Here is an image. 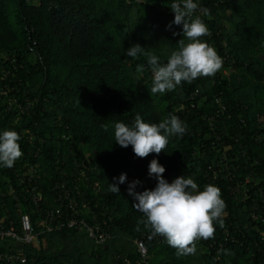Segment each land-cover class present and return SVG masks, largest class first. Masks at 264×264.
Here are the masks:
<instances>
[{
  "label": "trees",
  "instance_id": "16d2710c",
  "mask_svg": "<svg viewBox=\"0 0 264 264\" xmlns=\"http://www.w3.org/2000/svg\"><path fill=\"white\" fill-rule=\"evenodd\" d=\"M171 2L0 0V131H17L23 152L13 167L0 166V216L17 217L18 205L36 224L41 214L28 197L58 206L54 185L64 182L79 215L105 234L96 240L65 225L28 244L4 238L0 250L26 254L14 264H264V0H196L210 10L201 18L211 35L201 39L223 67L151 94L147 58L126 50L139 44L166 63L182 38V25L167 28ZM137 114L149 123L176 115L187 131L169 138L165 152L139 158L114 141L115 123L131 125ZM152 159L169 182L186 176L201 190H221L224 226L198 240L195 255L178 257L138 223L144 217L127 189L133 180L137 192L155 187ZM112 183L119 194L109 192ZM136 238L147 245L144 258Z\"/></svg>",
  "mask_w": 264,
  "mask_h": 264
},
{
  "label": "clouds",
  "instance_id": "9594fccd",
  "mask_svg": "<svg viewBox=\"0 0 264 264\" xmlns=\"http://www.w3.org/2000/svg\"><path fill=\"white\" fill-rule=\"evenodd\" d=\"M168 7L174 13V19L167 28L171 29L172 24L182 25V38L176 42L177 48L171 51L166 63L139 44L126 50L128 57L142 55L147 58L152 73L151 94H163L175 90L182 82L214 76L223 67V58L201 39L211 35L201 18L210 17V10L196 0H172ZM173 35L178 33L173 31ZM143 70L144 66L138 65L137 71ZM104 128L107 131V126ZM114 129V141L123 148L131 145L139 158L165 152L169 138L182 137L187 131L184 122L172 114L159 123L145 122L137 114L131 125L116 122ZM20 139V134L13 129L0 131V166L11 168L22 157ZM164 172L165 168L156 159L149 162L148 174L156 178V185L137 192L134 189L141 182L133 180L127 189L134 198L132 207L143 214L144 219L138 223L149 230V239L163 237L176 249L178 257L195 255L196 242L214 238L216 223L224 226L226 203L217 186L207 184L201 190L191 177L186 176H177L169 182L164 179ZM125 180L126 174L121 173L118 183ZM108 188L109 192L119 194L117 183L109 184Z\"/></svg>",
  "mask_w": 264,
  "mask_h": 264
},
{
  "label": "built area",
  "instance_id": "2783aa9c",
  "mask_svg": "<svg viewBox=\"0 0 264 264\" xmlns=\"http://www.w3.org/2000/svg\"><path fill=\"white\" fill-rule=\"evenodd\" d=\"M54 188L56 189V193L53 200L58 202V206L45 209L41 208L39 206L42 198L40 193L28 197L30 202L37 205L41 214L36 224L33 223L30 212L21 211L18 205L16 211L17 217L13 218L7 214L0 216V240L9 238L28 244L37 241L41 232L61 228L65 225L85 229L88 235L96 240H101L105 237V234L99 230L100 228L97 224L89 223L85 217L79 215L77 211V199L72 194V188L70 186L67 187L64 182H60L55 184ZM83 207H86L84 203ZM68 208L70 210L67 211ZM253 216L256 217L257 215L253 214ZM135 241L137 249L142 258H144L147 254L145 241L142 238H136ZM18 259H26V254L16 249L0 250V262L6 261L9 264H14ZM123 264L140 263L139 261L130 263L128 259H125Z\"/></svg>",
  "mask_w": 264,
  "mask_h": 264
}]
</instances>
